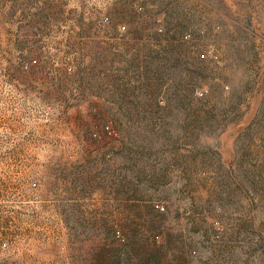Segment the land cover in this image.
I'll return each mask as SVG.
<instances>
[{"label":"rangeland","instance_id":"rangeland-1","mask_svg":"<svg viewBox=\"0 0 264 264\" xmlns=\"http://www.w3.org/2000/svg\"><path fill=\"white\" fill-rule=\"evenodd\" d=\"M0 264H264V0H0Z\"/></svg>","mask_w":264,"mask_h":264},{"label":"built area","instance_id":"built-area-1","mask_svg":"<svg viewBox=\"0 0 264 264\" xmlns=\"http://www.w3.org/2000/svg\"><path fill=\"white\" fill-rule=\"evenodd\" d=\"M198 94H199V95H201V94H202V92H201V91H199V92H198ZM157 206H159V207H162L161 205H157Z\"/></svg>","mask_w":264,"mask_h":264}]
</instances>
